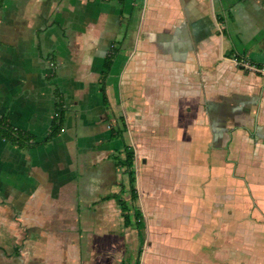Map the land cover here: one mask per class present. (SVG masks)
<instances>
[{"label":"crops","instance_id":"1","mask_svg":"<svg viewBox=\"0 0 264 264\" xmlns=\"http://www.w3.org/2000/svg\"><path fill=\"white\" fill-rule=\"evenodd\" d=\"M235 53L264 63V0H0V116L31 135L0 138V264L134 262L125 143L164 264H264V68Z\"/></svg>","mask_w":264,"mask_h":264},{"label":"trees","instance_id":"2","mask_svg":"<svg viewBox=\"0 0 264 264\" xmlns=\"http://www.w3.org/2000/svg\"><path fill=\"white\" fill-rule=\"evenodd\" d=\"M233 56L240 58V59H245L240 54L235 53ZM249 62L254 64L257 67L264 68V63L257 62V61H251V60ZM111 63H112V59L106 56L103 59V68L100 71L99 89L102 91L104 101L106 100V95L104 91L103 81L109 72ZM59 98L60 96H57L56 110L53 115L52 126L45 140L49 139L52 135H54L59 128L61 129L63 106L61 103L62 101ZM30 136L31 135L26 133V131L21 130L15 126H12L7 121L5 116H0V138H6L19 145H24V144L30 143ZM120 150L118 154L116 153L114 154V158L116 159V162L120 166L124 167V170L127 174L129 199L127 200V199H124L118 196L116 199V202L119 206L124 225L126 226L130 225L137 230V235L139 238V248L137 250L136 259L134 262L129 263L127 261L122 260L120 261L119 264H139L140 254L142 252L141 246L143 244V239H144L145 219H144V216H143V213L140 207H138L136 204L133 203V201L137 198V191L135 187V179H136L135 169L133 165L134 149L131 145L125 143L122 146V149ZM105 197H109V196H105Z\"/></svg>","mask_w":264,"mask_h":264},{"label":"rangeland","instance_id":"3","mask_svg":"<svg viewBox=\"0 0 264 264\" xmlns=\"http://www.w3.org/2000/svg\"><path fill=\"white\" fill-rule=\"evenodd\" d=\"M125 139L127 141L129 140L127 135H126ZM126 178H127V174H126ZM138 201L140 202V206L143 208V210L145 212V209L147 208V203H146L147 201L145 199H141V198H139ZM156 207H158V205H156ZM155 212L159 213L157 209ZM163 213H160L159 215H157L160 217L162 216L161 218H162L163 223L166 220H167V222H171L172 218L174 220H176L175 216L173 217V214L171 216L169 214L167 216H165L166 213H164V214ZM145 219H147V221L150 220V216L146 217ZM146 228H147V226H146ZM132 229L133 228H130L129 230H127V239H130L132 236L135 235V233H134L135 231H134V229L133 230ZM156 234L157 235L155 236V245L153 247L152 246V242H153L152 238L150 236H148L147 233H145V240H144V243L142 246L143 252L140 254V259H142V262L140 260L139 264H164L165 248H164V246H162L161 248L156 246L160 243H164L163 242L164 230L161 229V231L160 230L158 231V228H156ZM181 238H183V237H181ZM178 244L184 245V241L179 240ZM186 246H187V244H186ZM186 246L184 247L183 250L179 246H178L179 249L177 247L173 248V252L175 254H177V253H179V254L182 253L183 255L186 254L187 255L186 258L188 259V262L190 264H197V262H199V259H197V257H199V255L192 253V251L189 250ZM144 252H146V253L144 254ZM157 260H160L161 262L159 261V263H157ZM166 262L168 264L167 260H166Z\"/></svg>","mask_w":264,"mask_h":264},{"label":"built area","instance_id":"4","mask_svg":"<svg viewBox=\"0 0 264 264\" xmlns=\"http://www.w3.org/2000/svg\"><path fill=\"white\" fill-rule=\"evenodd\" d=\"M233 59V61L234 62H240V63H242L243 65H245V66H247V67H251V68H255V65L254 64H252V63H250L249 61H247V60H245V59H240V58H237V57H233L232 58ZM61 129H62V127H61Z\"/></svg>","mask_w":264,"mask_h":264}]
</instances>
